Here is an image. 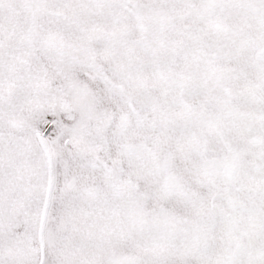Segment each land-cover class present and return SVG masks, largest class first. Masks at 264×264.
Masks as SVG:
<instances>
[{"label": "snow or ice", "instance_id": "1", "mask_svg": "<svg viewBox=\"0 0 264 264\" xmlns=\"http://www.w3.org/2000/svg\"><path fill=\"white\" fill-rule=\"evenodd\" d=\"M0 264H264V0H0Z\"/></svg>", "mask_w": 264, "mask_h": 264}]
</instances>
